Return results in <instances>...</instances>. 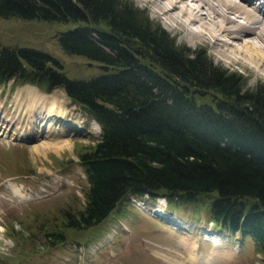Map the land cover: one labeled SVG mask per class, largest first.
<instances>
[{
    "label": "trees",
    "instance_id": "obj_1",
    "mask_svg": "<svg viewBox=\"0 0 264 264\" xmlns=\"http://www.w3.org/2000/svg\"><path fill=\"white\" fill-rule=\"evenodd\" d=\"M0 19L72 25L57 35L63 53L107 67L72 79L47 53L0 47V87L61 89L100 128L96 143L77 153L83 206L43 230V247L74 244L68 233L93 231L146 196L164 199L172 214L203 213L214 228L250 242L264 264L263 85L244 91L238 75L213 68L204 51L183 54L119 0H0Z\"/></svg>",
    "mask_w": 264,
    "mask_h": 264
},
{
    "label": "rangeland",
    "instance_id": "obj_2",
    "mask_svg": "<svg viewBox=\"0 0 264 264\" xmlns=\"http://www.w3.org/2000/svg\"><path fill=\"white\" fill-rule=\"evenodd\" d=\"M119 1L131 4L151 27L163 30L183 54L193 56L204 51L213 68L238 75L244 91L264 86V77L257 71L228 64L211 45L169 31L162 20L152 15L150 4L142 0ZM71 28L72 25L0 19V47H26L47 53L72 79H88L105 72L96 62L63 53L57 35ZM52 97L56 112H51L44 124L46 120L40 119L38 112L49 113L45 104ZM0 109L11 119L0 115L7 131L19 123L21 129L34 135L17 140L0 136V264H261L250 242L241 244L238 238L214 228L203 213L194 216L179 210L172 214L162 200L137 198L95 230L68 233L74 244L46 249L43 230L58 227L63 210L76 211L83 206L85 178L77 153L96 143L100 128L58 88L47 94L34 86L9 81L0 87ZM156 211L179 226H170L154 216ZM12 231L33 241L20 244L8 237ZM76 243L90 244L81 248Z\"/></svg>",
    "mask_w": 264,
    "mask_h": 264
},
{
    "label": "bare ground",
    "instance_id": "obj_3",
    "mask_svg": "<svg viewBox=\"0 0 264 264\" xmlns=\"http://www.w3.org/2000/svg\"><path fill=\"white\" fill-rule=\"evenodd\" d=\"M142 1L151 5L152 15L162 20L169 31L180 32L184 38L190 37V41L205 42L228 64L248 67L264 77V10L253 7L259 0ZM236 43L237 47L233 45ZM47 100L45 105L49 113L38 112V117L46 120L44 124L48 122L51 112L55 111L53 107L56 105L54 97ZM0 115L5 120H11L4 116L2 109ZM13 119L14 123L18 121L17 118ZM4 127L0 121V136L15 140L34 137L21 129L19 123L11 127V135Z\"/></svg>",
    "mask_w": 264,
    "mask_h": 264
},
{
    "label": "water",
    "instance_id": "obj_4",
    "mask_svg": "<svg viewBox=\"0 0 264 264\" xmlns=\"http://www.w3.org/2000/svg\"><path fill=\"white\" fill-rule=\"evenodd\" d=\"M100 70H101V71H107V67L101 66V67H100Z\"/></svg>",
    "mask_w": 264,
    "mask_h": 264
}]
</instances>
